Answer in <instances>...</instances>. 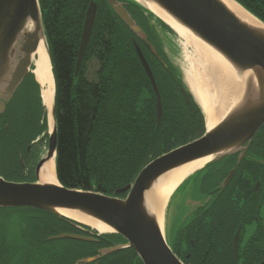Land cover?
I'll return each mask as SVG.
<instances>
[{
    "label": "trees",
    "instance_id": "16d2710c",
    "mask_svg": "<svg viewBox=\"0 0 264 264\" xmlns=\"http://www.w3.org/2000/svg\"><path fill=\"white\" fill-rule=\"evenodd\" d=\"M92 1L98 6L96 23L76 76L85 17ZM122 1L148 33L150 42L164 61L117 17L107 0H39L55 80L58 180L66 187L111 196L133 182L149 162L200 138L207 130L199 104L163 46L162 34L173 35L175 32L136 1ZM236 1L264 23V0ZM135 42L148 59L161 94L163 116L159 124L157 96L140 62ZM29 75L32 82L18 93L22 84L6 107L12 116L18 109L20 116L35 110L39 115L37 122L42 118V132L47 129V118L39 95L40 85L33 73ZM182 88L187 90L189 101ZM20 120L31 126L24 116ZM7 141L11 139L1 146L3 158L10 156L8 150L11 154L14 150L8 149L4 153ZM219 165L206 166L210 168L206 174L209 181L222 179L224 170ZM0 175L10 181L28 179L25 173L10 175L1 167ZM184 184L176 190V195ZM230 185L236 186V180ZM230 187L209 201L211 209L199 220L195 247H192L193 235H190V211L182 221L179 216L175 218L174 240L169 243L185 264H236L232 252L235 235H218L234 225L232 221L240 220L238 206L242 200L239 192ZM185 199L180 200L179 209L186 213L192 203L190 198ZM16 210L26 213V222L19 235H0V264H76L82 259L98 256V248L111 243L104 239L102 242L50 239L65 232L96 236L98 231L44 210ZM206 232L214 235H203ZM105 236L114 243L124 240L116 233H103L99 237ZM130 250L135 257L133 260L132 256L125 258L124 263L143 264L132 248L122 251L129 254ZM192 250L193 256H188ZM118 253L103 255L96 262L111 264L113 261L109 257Z\"/></svg>",
    "mask_w": 264,
    "mask_h": 264
},
{
    "label": "water",
    "instance_id": "95a60500",
    "mask_svg": "<svg viewBox=\"0 0 264 264\" xmlns=\"http://www.w3.org/2000/svg\"><path fill=\"white\" fill-rule=\"evenodd\" d=\"M107 1L117 17L140 40L148 44L161 61H164L150 42L148 33L127 9L126 2ZM134 1L177 33L167 21L158 17L152 10L151 5H156L175 24L188 29L218 53L242 79L241 92L214 127L211 129L207 127L200 138L149 162L133 182L118 189L117 195L114 196L66 187L59 181L57 183L40 181L39 175L44 164L57 154V125L53 106L55 125L52 131L48 129V147L37 164V180L10 181L0 175V207L39 209L59 217H67L60 210L73 211L109 226L113 231L108 233H116L126 240L123 245L102 250L101 255L121 248H133L143 264H185L173 251L161 228L157 214L148 205L146 194L165 174L186 163L210 158L204 167L188 175L179 187L207 165L219 162L241 149L245 154L255 134L264 125V23L258 18L260 23L243 20L222 0ZM97 11L98 6L92 1L85 17L76 76L81 70L95 27ZM43 38L47 40L39 0H0V114L5 112L7 104L14 98L30 73L34 74L39 83L33 70L34 54ZM135 48L157 96V124H159L163 116V104L157 81L148 59L137 42H135ZM39 85L49 127V109L44 102V87L40 83ZM182 91L189 101L187 90L182 88ZM233 173L234 170L225 180L224 186L227 185ZM120 194L126 195L121 197ZM69 219L81 223L72 218ZM239 232L234 237L235 257L238 254ZM64 238L96 240L92 236L67 232L50 237V239ZM98 257H88L76 264L90 263Z\"/></svg>",
    "mask_w": 264,
    "mask_h": 264
},
{
    "label": "flooded vegetation",
    "instance_id": "af4514ba",
    "mask_svg": "<svg viewBox=\"0 0 264 264\" xmlns=\"http://www.w3.org/2000/svg\"><path fill=\"white\" fill-rule=\"evenodd\" d=\"M8 110L9 109L6 107L5 112L0 114V151L1 146L4 144L3 142L9 139H11V141H7L6 146L3 148L4 153L8 149L14 150L12 154L11 151L8 150V154L10 155L8 158L6 156L3 158V154L0 156V167L10 175L25 173L29 180L26 179L24 181L36 180V167L45 154H43V148L48 147L49 134L47 133V129L42 132L40 131L42 118L40 122H37L39 115L35 110L31 109L30 112L27 114L24 113L22 116L18 114L21 113L19 109L15 111V115L13 116ZM23 116L24 119L30 120L29 124L31 126L22 123L23 120L20 119H22ZM10 119L12 120L11 122ZM13 120H15V122ZM15 145L18 146L16 147ZM15 159L19 163L16 162L15 164ZM216 163H220L219 166L221 170H224L222 179L214 182L209 181V178H207L208 176H206L209 172V167H205L190 177L189 198L192 205L190 206L188 219H191L190 235H193V238H191L192 247L196 245L194 238L195 235H198L197 231L201 224L199 220L206 216L211 209L209 201L211 202L212 197L222 192L225 193V190L231 186L230 184L232 181L236 180L237 185L229 189L235 192L238 191L241 197L242 201L240 202V206H238L240 220L232 221L234 225L229 226L227 231L218 233V235H236L237 232L240 231L237 257H235L234 254V241H232V252L236 264H264V125L255 134L245 154H243V150L241 149ZM233 170L234 173L232 177L227 185L224 186L225 180ZM182 211L183 210L180 209V212ZM184 217L185 216H179L182 220ZM100 235H86L96 239L95 241L87 242H102L104 239V241L108 240L112 243L109 242L110 244L108 246L98 248L97 253L100 257H102V255H100L102 250L126 243V240L122 236L121 237L124 239L123 241L121 240L119 241L120 243H114V241L112 242L110 240V237L105 236L102 238L99 237ZM203 235H214V233L206 232ZM123 249L124 248H121L114 252H110H119L109 257L113 261L111 264H125V258L129 256H132L131 258L133 260L135 257L133 252L130 250L129 254H127L126 251H122ZM110 253H108V255ZM193 253L194 251L192 250L191 254H188V256H193ZM93 262H95L93 264H101L97 263L96 260Z\"/></svg>",
    "mask_w": 264,
    "mask_h": 264
},
{
    "label": "bare ground",
    "instance_id": "6f19581e",
    "mask_svg": "<svg viewBox=\"0 0 264 264\" xmlns=\"http://www.w3.org/2000/svg\"><path fill=\"white\" fill-rule=\"evenodd\" d=\"M243 20L251 23L260 21L236 0H222ZM152 10L167 21L180 35L185 45L193 50L188 58L191 63L189 71L185 72V79L189 90L198 102L206 120V126L211 129L229 109L231 103L242 90V79L237 76L231 66L208 45L197 38L188 29L175 24L156 5ZM34 73L39 83L44 87L43 97L49 109V128L53 130L55 121L53 115L55 80L52 64L48 53L47 40L43 38L37 52L34 54ZM209 157L184 164L165 174L155 186L147 191L146 199L149 207L157 214L161 228L164 230L165 214L171 195L181 182L194 171L204 167ZM40 181L57 183L56 156L47 161L40 172ZM69 218L85 223L101 233L113 231L109 226L83 216L73 211L60 210Z\"/></svg>",
    "mask_w": 264,
    "mask_h": 264
},
{
    "label": "rangeland",
    "instance_id": "374dc122",
    "mask_svg": "<svg viewBox=\"0 0 264 264\" xmlns=\"http://www.w3.org/2000/svg\"><path fill=\"white\" fill-rule=\"evenodd\" d=\"M165 43L163 46L166 50L168 57L170 58L173 65L178 69L180 72L183 81L185 82L188 90L189 86L187 85L185 79V72L189 71L191 68V63L189 61L188 56L193 53V50L185 45L182 38L179 34L169 35L164 33L161 36ZM32 82V76L28 75L24 82L22 83L21 89H19L18 93H22V89L29 83ZM191 91V90H189ZM41 96V94H39ZM36 97L39 100L38 96V88L36 89ZM194 97V96H193ZM195 99V98H194ZM198 103V102H197ZM29 111V110H28ZM27 111V113H28ZM207 127V126H206ZM49 129V127H47ZM43 148V147H42ZM47 147L43 148V154L46 153ZM29 180V179H28ZM190 181L188 180L182 188L177 191V195L173 193L169 199L167 209H166V216H165V226L164 232L167 239L170 243L174 240V221L175 218L179 215L180 217L185 216L188 214L189 209L186 211L180 212L179 204L180 200L186 198L184 201H187L190 197ZM176 191V190H175ZM176 195V196H175ZM175 196L174 200L172 201V197ZM172 201V202H171ZM186 203V202H184ZM25 212L18 211L16 208H5L0 207V235H19L21 228L25 225ZM180 221L182 219L180 218ZM175 225V224H174ZM168 235V236H167Z\"/></svg>",
    "mask_w": 264,
    "mask_h": 264
}]
</instances>
